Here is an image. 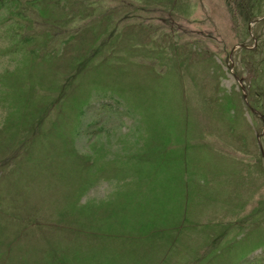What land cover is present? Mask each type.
<instances>
[{
	"label": "rangeland",
	"instance_id": "rangeland-1",
	"mask_svg": "<svg viewBox=\"0 0 264 264\" xmlns=\"http://www.w3.org/2000/svg\"><path fill=\"white\" fill-rule=\"evenodd\" d=\"M26 1L0 0V264H264V0Z\"/></svg>",
	"mask_w": 264,
	"mask_h": 264
},
{
	"label": "trees",
	"instance_id": "trees-1",
	"mask_svg": "<svg viewBox=\"0 0 264 264\" xmlns=\"http://www.w3.org/2000/svg\"><path fill=\"white\" fill-rule=\"evenodd\" d=\"M12 2L14 3V2H17V3H19V2H21V0H12ZM27 2V4L28 5H31V3H35V0H27L26 1ZM36 6L37 7H39V8H41L40 6H41V4L39 5V4H36ZM31 7V6H30ZM28 9V11L27 10H25L26 11V13H24V14H22V16H23V18H27L28 17V14L29 15H33L34 13H35V11H33V9H29V8H27ZM64 10V9H63ZM18 15H21V11H19V13L17 12L16 13V16H18ZM29 22L31 23V25L34 23V20L32 19V17H29ZM14 24H17L18 26H21L23 23H20V21H18V20H15V22H14ZM104 30H105V28H102L101 30H100V33H99V35H101V34H103L104 33ZM47 33H51V32H48L47 30H45V29H40V31L39 32H37V34H36V36L37 35H39V34H47ZM77 35V33L76 34H74L73 36H76ZM78 37V36H77ZM77 37H71L69 40H73V39H77ZM48 39H50V38H48ZM94 45V44H93ZM92 44L90 45V47H92L93 46ZM43 114H41L40 115V121H38L36 124L37 125H40V124H43ZM38 120V119H37ZM34 126V127H33ZM36 125H32L31 126V129H29L30 131H33V130H35V129H37V127H35ZM17 156H19L18 154L17 155H15V156H13V158L15 157V158H17ZM6 164V163H5ZM3 244H5V242H3V240L0 238V253H1V245H3ZM0 255H4V253L3 254H0Z\"/></svg>",
	"mask_w": 264,
	"mask_h": 264
}]
</instances>
